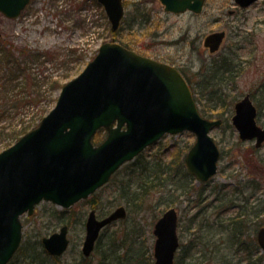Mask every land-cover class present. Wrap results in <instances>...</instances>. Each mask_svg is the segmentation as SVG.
<instances>
[{
  "label": "rangeland",
  "instance_id": "obj_1",
  "mask_svg": "<svg viewBox=\"0 0 264 264\" xmlns=\"http://www.w3.org/2000/svg\"><path fill=\"white\" fill-rule=\"evenodd\" d=\"M124 4L122 25L114 33L97 0H30L15 18L0 12V151L35 127L54 107L61 87L83 70L101 43L114 39L183 67L195 85L199 109L212 105L206 113L223 118V124L210 132L221 151L218 170L206 182L192 175L181 176L185 165L180 166L179 161L195 141L193 133L183 131L163 136L141 153L143 160L154 164L155 170L147 178L156 176L155 188L144 190L145 179L132 160L105 185L67 209L65 221L57 218L58 211L64 209L41 201L33 214L20 217L22 244L40 240L67 224L70 242L57 264H74L79 259L84 222L92 208L100 218L124 205L126 217L103 228L101 234L115 230L121 235L127 228L129 239L137 235L139 246H149L152 253L154 223L166 208L178 210L182 244L195 230V223L187 229L191 218L206 223L219 214L225 220L244 198L249 197V208L255 195L264 196L252 192L257 183L264 192V143L255 148L253 140H240L230 123L234 102L250 93L259 108L257 121L264 126V0L246 7H239L234 0H205L199 14L166 12L159 0H124ZM215 31H224L225 36L219 49L210 52L203 41ZM221 64L227 70H219ZM203 78L208 84L201 90L196 85ZM250 179L255 181L247 186ZM186 188L187 193L181 195ZM228 200L234 201L235 207L220 214L215 206ZM248 217L249 230L255 234L258 222ZM238 256L231 255L233 264ZM89 258L98 259L95 249Z\"/></svg>",
  "mask_w": 264,
  "mask_h": 264
},
{
  "label": "water",
  "instance_id": "obj_2",
  "mask_svg": "<svg viewBox=\"0 0 264 264\" xmlns=\"http://www.w3.org/2000/svg\"><path fill=\"white\" fill-rule=\"evenodd\" d=\"M29 0H0V11L16 17ZM115 30L123 14L122 0H98ZM166 10L199 12L202 0H160ZM246 6L254 0H235ZM223 31L206 36L215 51ZM231 121L241 140L264 142V128L256 122L249 94L234 104ZM220 119L197 110L191 90L173 66L140 55L117 42H104L96 56L60 92L55 107L38 126L0 152V264H6L21 240L19 215L41 199L63 207L87 197L104 184L125 161L165 133L188 130L196 140L185 155L188 171L207 180L217 170L219 149L209 131ZM104 127L106 138L94 145L92 137ZM118 206L103 218L91 209L85 221L81 252L88 257L101 228L124 218ZM154 264H172L179 246L177 211L170 207L154 224ZM264 258V226L256 233ZM45 250L61 255L68 246L67 225L42 238Z\"/></svg>",
  "mask_w": 264,
  "mask_h": 264
},
{
  "label": "trees",
  "instance_id": "obj_3",
  "mask_svg": "<svg viewBox=\"0 0 264 264\" xmlns=\"http://www.w3.org/2000/svg\"><path fill=\"white\" fill-rule=\"evenodd\" d=\"M218 69L222 72L226 70L222 67ZM105 135L104 130H99L93 137L94 143L101 142ZM150 161L152 160H143L140 153L132 162L133 164L138 163L137 165L135 164L136 170L139 169L141 178L145 179L143 182L145 184L144 190L157 186L156 176L151 179L147 178L155 170L154 164ZM262 161L264 162V159ZM179 162V165H183L182 159ZM182 173L181 176H189L186 168ZM254 181L250 179L245 184L248 186L249 182ZM137 184L138 186L143 185L141 182ZM252 187L253 193H264L260 191L262 187L258 183ZM180 188H183V186ZM187 189L182 190L181 195H185ZM235 189L237 192L240 191V188ZM255 196L256 201L253 204L250 202L249 208L246 206L249 200V197H247L244 198L234 214L227 216L225 220H222L219 214L215 220L206 223L202 221L196 222L194 218H191L187 229L191 228L192 223H195V230L193 232L190 231L189 238L181 244L180 253L177 254L174 264H233L231 255H239L236 264H264L255 234L249 230L250 221H247L250 219L248 216H252L259 226L264 225V196H260V194ZM216 206L218 212L222 214L228 207H235V202L232 200L229 202L224 201ZM67 215L66 210L58 211L57 218L60 219L62 217L63 221H65ZM125 229H123L121 235L115 230V232L112 231L100 235L95 247L98 254L96 261L80 255L74 264H153L152 253L148 250L149 246L146 248L139 246L141 241L137 239V235L132 240L129 239L131 236ZM140 230L141 228L135 233ZM103 235L105 238H103ZM102 242L103 244H100ZM59 260V257H49L43 250L40 241L37 240L28 241L27 245L25 243L21 244L8 264H50V262L57 264Z\"/></svg>",
  "mask_w": 264,
  "mask_h": 264
},
{
  "label": "flooded vegetation",
  "instance_id": "obj_4",
  "mask_svg": "<svg viewBox=\"0 0 264 264\" xmlns=\"http://www.w3.org/2000/svg\"><path fill=\"white\" fill-rule=\"evenodd\" d=\"M170 13V12H169ZM153 58H157V57H154V56H152ZM158 59V58H157ZM159 60H163V59H159ZM163 61H165V60H163ZM165 62H167V61H165ZM169 63V62H168ZM170 64H172V65H174L175 67H177V69H179L180 70V72L183 74V75H185L186 76V73H184V69H183V67H179L178 65H176L175 63H170ZM186 79H188V81H189V83H190V85H191V89H192V91H193V93H194V96H195V98H196V100H197V102L199 101V97L197 96L198 95V93L197 92H195L194 91V88L193 87H195V85H193V83H191V81H190V79H189V77L187 76V78Z\"/></svg>",
  "mask_w": 264,
  "mask_h": 264
},
{
  "label": "bare ground",
  "instance_id": "obj_5",
  "mask_svg": "<svg viewBox=\"0 0 264 264\" xmlns=\"http://www.w3.org/2000/svg\"><path fill=\"white\" fill-rule=\"evenodd\" d=\"M73 204H75V203H72L69 207H66V210L69 209V208H71ZM215 207L217 208V206H215ZM126 211H127V210H126ZM160 216H161V215H160ZM160 216H159V217H160ZM159 217H157V219H158ZM157 219H156V221H157ZM111 223H112V222H111ZM84 225H85V222H84ZM153 264H154V261H153Z\"/></svg>",
  "mask_w": 264,
  "mask_h": 264
}]
</instances>
